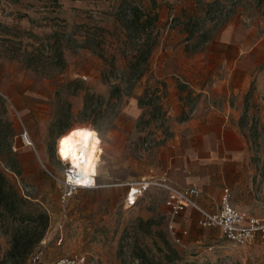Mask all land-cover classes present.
<instances>
[{"label": "rangeland", "instance_id": "1", "mask_svg": "<svg viewBox=\"0 0 264 264\" xmlns=\"http://www.w3.org/2000/svg\"><path fill=\"white\" fill-rule=\"evenodd\" d=\"M115 1L0 0V22L11 27L10 32L0 30V154L5 155L0 168L29 202L25 210L38 209L50 216L49 229L38 247L41 259L28 264H52L76 254H85L87 264H264L260 238L235 245L219 230L195 223L188 227L187 242L183 240L187 247L178 245L170 228L177 220L172 222L167 193L158 186L149 188L136 206H126L127 188L118 184L156 171L154 149L171 128L163 109L154 106L152 117L133 122L127 116L126 105L135 87L128 78L136 51L125 30L114 22ZM137 1L147 8L152 5V0ZM221 1L209 6L213 22L224 21L210 16ZM242 6L264 19V0H246ZM175 22L171 19L170 26ZM95 24L107 30L102 49L66 48L67 63L62 69L28 67L6 49L14 45L19 52L32 50L57 28L84 32L82 25ZM152 95L148 99L153 97L159 104L157 95ZM74 127H91L99 133L94 152L98 156L101 152L98 181L104 187L81 189L64 202V164L57 142ZM26 132L31 144L23 140ZM248 140L252 163L257 165L254 170L262 179L260 216L264 218V121L248 124ZM17 226L0 211L1 256L10 249Z\"/></svg>", "mask_w": 264, "mask_h": 264}, {"label": "crops", "instance_id": "2", "mask_svg": "<svg viewBox=\"0 0 264 264\" xmlns=\"http://www.w3.org/2000/svg\"><path fill=\"white\" fill-rule=\"evenodd\" d=\"M218 1L158 0L161 35L148 68L133 83L127 116L133 122L152 117L154 106L163 109L171 128L154 149L156 171L149 177L167 172L173 185L197 187L198 203L210 212L219 210L229 187L238 209L262 217L263 184L252 163L248 124L264 121V19L247 5L213 22L209 6ZM147 93L156 94L159 104L141 103ZM200 216L188 207L173 220L185 242ZM212 228L224 237L220 227Z\"/></svg>", "mask_w": 264, "mask_h": 264}, {"label": "trees", "instance_id": "3", "mask_svg": "<svg viewBox=\"0 0 264 264\" xmlns=\"http://www.w3.org/2000/svg\"><path fill=\"white\" fill-rule=\"evenodd\" d=\"M158 0H152L150 8L143 6L137 0H116L112 10L114 22H118L125 30L131 48L136 51L134 60L130 64L131 72L128 82L133 83L138 80L148 68L151 55L159 42L161 35L157 29L158 13L155 11ZM86 28L84 32L57 28L52 33L41 38L39 46L32 50L23 49L18 51L14 45L7 46L11 57L18 59L31 68H46L48 66L62 69L66 66L65 49H90L98 51L102 49L104 37L107 31L97 24L93 26L82 25ZM0 30L10 32L11 27L0 22ZM115 89V94L118 87ZM148 93L145 99L149 98ZM152 96H156L153 94ZM152 98L148 99L152 103ZM146 100L141 99V103ZM8 147L10 144L8 143ZM10 152V148H8ZM5 157L2 153L0 159ZM14 168V164H9ZM29 202L20 195L15 184H13L6 172L0 168V211L1 214L13 218L18 226L12 232L11 247L4 256L0 255V264H28L44 239L49 226L50 216L48 213L35 209L27 211L23 207ZM151 223V221H149ZM141 256L138 255L137 258Z\"/></svg>", "mask_w": 264, "mask_h": 264}, {"label": "built area", "instance_id": "4", "mask_svg": "<svg viewBox=\"0 0 264 264\" xmlns=\"http://www.w3.org/2000/svg\"><path fill=\"white\" fill-rule=\"evenodd\" d=\"M246 0H222L218 6L214 8L210 16L215 21L226 20L232 13L233 8L242 6ZM23 140L27 144H31L28 133L23 134ZM99 152V160L100 154ZM82 159L75 165L69 160H62L64 164V178L62 199L64 202L72 198L81 189H98L104 187L98 181V169L95 172L93 186H84L80 184H72L69 182V177L74 174H79L83 169L89 168L88 154L80 153ZM77 164L79 166H77ZM98 165V164H97ZM119 186L127 188L125 204L128 207H133L138 204L144 193L152 186H158L167 192L166 205L171 215V220L175 219L183 210L188 207H193L200 212L199 224L203 228L220 227L224 238L235 245H244L253 242L257 237L264 241V218L253 215L248 211L238 209L232 202V191L229 187L223 189L220 198V208L217 212H210L198 203V197L201 191L197 187H177L169 182L168 173L164 172L162 177L152 175L149 178L141 180H131L128 182L119 183ZM174 241L182 246L187 247L182 238L178 236L174 224L170 226ZM212 250L213 246H209ZM41 259V253L38 251L33 260L35 263ZM88 258L85 254H76L73 256H65L58 258L52 264H87Z\"/></svg>", "mask_w": 264, "mask_h": 264}, {"label": "clouds", "instance_id": "5", "mask_svg": "<svg viewBox=\"0 0 264 264\" xmlns=\"http://www.w3.org/2000/svg\"><path fill=\"white\" fill-rule=\"evenodd\" d=\"M88 133H91V136H88ZM99 143V133L96 131V129L91 127L75 129L69 134H66V136L61 137V139L57 142V154L63 160L70 159L71 163L75 165L82 159L80 153L87 155L93 151V149L96 150ZM62 146L67 152V158H65V156L62 154ZM81 168L82 171L79 174H74L73 176L69 177V182L72 184L93 186L95 184V172L92 171L91 162H89V168L87 170L83 169V165H81Z\"/></svg>", "mask_w": 264, "mask_h": 264}, {"label": "bare ground", "instance_id": "6", "mask_svg": "<svg viewBox=\"0 0 264 264\" xmlns=\"http://www.w3.org/2000/svg\"><path fill=\"white\" fill-rule=\"evenodd\" d=\"M75 129H81V127H74L70 131H68L66 134H69L72 130H75ZM66 134H64L62 137L66 136ZM88 159H89V162H91L92 164L93 170H97L98 169L97 164L99 160L98 154H96L94 151H91L90 153H88Z\"/></svg>", "mask_w": 264, "mask_h": 264}, {"label": "snow or ice", "instance_id": "7", "mask_svg": "<svg viewBox=\"0 0 264 264\" xmlns=\"http://www.w3.org/2000/svg\"><path fill=\"white\" fill-rule=\"evenodd\" d=\"M87 135L91 136V133H88ZM61 151H62V154L65 156V158H67V152L64 150L63 146H62ZM93 151H95V149H93ZM77 166H79V165L77 164ZM78 183H79V181H78Z\"/></svg>", "mask_w": 264, "mask_h": 264}]
</instances>
